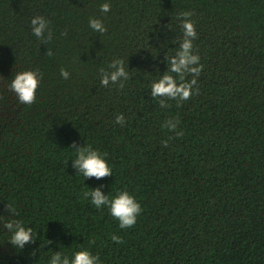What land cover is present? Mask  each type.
<instances>
[{"label":"trees","instance_id":"trees-1","mask_svg":"<svg viewBox=\"0 0 264 264\" xmlns=\"http://www.w3.org/2000/svg\"><path fill=\"white\" fill-rule=\"evenodd\" d=\"M0 264H264V0H0Z\"/></svg>","mask_w":264,"mask_h":264}]
</instances>
